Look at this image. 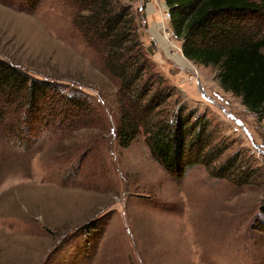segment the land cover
I'll return each instance as SVG.
<instances>
[{
    "label": "rangeland",
    "instance_id": "1",
    "mask_svg": "<svg viewBox=\"0 0 264 264\" xmlns=\"http://www.w3.org/2000/svg\"><path fill=\"white\" fill-rule=\"evenodd\" d=\"M129 4L138 38L172 94L169 108L209 124L208 166L176 181L142 135L119 147L115 84L72 28L71 6L0 0V59L53 82L55 96L68 103L55 102L46 123L40 116L34 130L20 133L21 144L0 133V264H264V114L222 89L218 67L182 57L165 0ZM232 19L264 39V6ZM80 94L104 122L68 106Z\"/></svg>",
    "mask_w": 264,
    "mask_h": 264
},
{
    "label": "trees",
    "instance_id": "2",
    "mask_svg": "<svg viewBox=\"0 0 264 264\" xmlns=\"http://www.w3.org/2000/svg\"><path fill=\"white\" fill-rule=\"evenodd\" d=\"M41 1L23 0L29 5ZM64 1L74 10L72 28L96 56L100 71L115 84L116 111L111 123L118 146L127 148L142 135L151 157L176 181L191 167L208 166L204 160L211 137L209 124L183 107L169 108L172 94L138 38L131 0L125 5L123 0ZM165 4L176 37L183 39L184 58L200 66L218 67L222 89L241 98L250 113L262 116L264 39L254 40L232 18L260 10L264 0H165ZM55 92L53 82L41 81L0 59V133L21 144L20 133H30L41 118L46 123L49 116L45 115L51 113H44L54 110L55 102L68 104L64 95L57 97ZM86 97L69 98L68 106L82 115L88 113L84 116L93 118L95 125L104 122L102 112L91 116ZM87 121L82 123L88 125ZM20 123L27 126L20 128ZM232 162L229 159L226 164ZM261 212L264 217V206Z\"/></svg>",
    "mask_w": 264,
    "mask_h": 264
},
{
    "label": "crops",
    "instance_id": "3",
    "mask_svg": "<svg viewBox=\"0 0 264 264\" xmlns=\"http://www.w3.org/2000/svg\"><path fill=\"white\" fill-rule=\"evenodd\" d=\"M67 195V194H66ZM26 231H29V230H26ZM21 232V230L20 231H18L17 233H20ZM62 238H63V236L62 237H60L58 240H56L55 242H54V244H52L53 246L54 245H56V244H58V242L60 243V242H62L61 240H62ZM108 238H110V237H108ZM67 243H66V241L65 242H63L61 245H59L60 247H59V251H60V253H62V251L64 250V248L67 246L66 245ZM52 247V246H51ZM55 248V247H54ZM52 250V249H51Z\"/></svg>",
    "mask_w": 264,
    "mask_h": 264
},
{
    "label": "water",
    "instance_id": "4",
    "mask_svg": "<svg viewBox=\"0 0 264 264\" xmlns=\"http://www.w3.org/2000/svg\"><path fill=\"white\" fill-rule=\"evenodd\" d=\"M164 8L166 9V10H168V7L166 6V4L164 5ZM182 57L184 58V56L182 55ZM185 59V58H184Z\"/></svg>",
    "mask_w": 264,
    "mask_h": 264
}]
</instances>
